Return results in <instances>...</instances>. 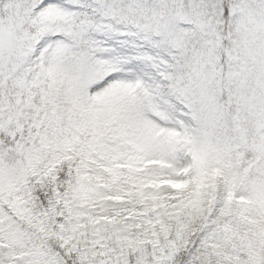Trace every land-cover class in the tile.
<instances>
[{
  "label": "snow or ice",
  "instance_id": "6c2138e0",
  "mask_svg": "<svg viewBox=\"0 0 264 264\" xmlns=\"http://www.w3.org/2000/svg\"><path fill=\"white\" fill-rule=\"evenodd\" d=\"M0 264H264V0H0Z\"/></svg>",
  "mask_w": 264,
  "mask_h": 264
}]
</instances>
